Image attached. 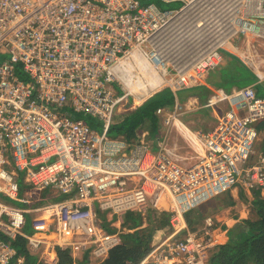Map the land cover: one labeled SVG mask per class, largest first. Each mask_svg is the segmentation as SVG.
I'll return each instance as SVG.
<instances>
[{
    "label": "built area",
    "instance_id": "2783aa9c",
    "mask_svg": "<svg viewBox=\"0 0 264 264\" xmlns=\"http://www.w3.org/2000/svg\"><path fill=\"white\" fill-rule=\"evenodd\" d=\"M143 1L0 0V264H26L18 237L37 264L66 249L70 264L101 263L120 238L100 216L119 227L149 210L168 225L140 264H208L221 226L186 216L236 186L264 191V149L251 162L264 97L216 89L198 108L207 125L192 129L174 96L205 86L241 42L264 43V0ZM164 90L174 103L155 112L163 136L111 134Z\"/></svg>",
    "mask_w": 264,
    "mask_h": 264
},
{
    "label": "trees",
    "instance_id": "16d2710c",
    "mask_svg": "<svg viewBox=\"0 0 264 264\" xmlns=\"http://www.w3.org/2000/svg\"><path fill=\"white\" fill-rule=\"evenodd\" d=\"M235 73L233 69L228 71V74L221 73V78H231L238 83L242 81L247 75L253 76L248 69ZM225 73V72H223ZM230 73V74H229ZM238 75L237 77H233ZM244 83L247 82L244 79ZM221 87L223 79H220ZM226 80L224 81V85ZM249 83V82H248ZM246 83V84H248ZM244 84V85H246ZM188 96H194L200 101L206 99L208 90L202 87H195L183 90ZM174 103V96L168 91L167 96H154L149 102L144 104L138 111L127 116L123 121L114 125L111 129L112 135H124L129 139H135V132L138 129L141 133L140 127L148 122L151 126L152 132L148 133V138H157L161 136V131L158 130V118L155 112L160 107H170ZM78 118V117H77ZM94 128L99 127L95 122L86 121ZM257 132L260 134L259 149H264V121H259L254 125ZM147 133V132H146ZM132 140V139H131ZM246 189L241 188V197L246 200L249 195L245 192ZM228 194V193H227ZM225 194V195H227ZM47 192L42 193V197H46ZM229 195V194H228ZM249 200L251 214L246 219H238L236 224L227 231V240L220 245L212 254L208 264H264V196L259 190L252 193ZM63 199V196L50 197L49 200L58 201ZM227 204H232V198L225 197ZM225 201V200H224ZM44 202V201H43ZM41 202V203H43ZM192 214L186 216V221L189 227H192ZM101 223L109 234H117L120 238V244L109 251L104 261L97 264H140L151 250V242L156 231L161 230L168 225V214L159 213L149 210L145 215L140 213H127L122 218L123 223L116 227L113 220H109L105 216H100ZM28 226L24 228V232H29ZM29 228V227H28ZM13 247L16 250L18 257H23L26 264H37L35 254H32L27 249L24 238L18 237L13 242ZM71 257L68 249L59 251L57 253V264H70Z\"/></svg>",
    "mask_w": 264,
    "mask_h": 264
},
{
    "label": "crops",
    "instance_id": "0c3cea01",
    "mask_svg": "<svg viewBox=\"0 0 264 264\" xmlns=\"http://www.w3.org/2000/svg\"><path fill=\"white\" fill-rule=\"evenodd\" d=\"M230 56H232L231 58L233 60H235L236 67L231 65L232 62H230V58L229 59L227 58V57H230ZM221 65H226V66L220 68ZM221 65L217 69L216 73L210 74V76L205 81L204 88L208 90V95H207L205 101L207 100V98L211 94V92L215 91L216 89L225 90V89H223V87L220 86L221 85L220 79H223V77L221 78V73L220 72H222V75L228 74L227 72L231 71V69H233L235 71V73H237V74L239 72L237 68L248 69V71L253 75L252 78L254 79V82H249L246 85H244V84L240 85L237 82V84H239V85H237V87H231L232 90L233 89H240V88L247 87V86H253L254 87L255 84H259V86H261L264 89V79H259L258 76H257V75L260 74V75H262L264 77V43H262V42L261 43H250V44L247 45L245 43V41L241 42V46L240 47L237 46V50H235V54L234 55H226V54L223 55V59H222ZM223 72H225V73L223 74ZM214 78L216 80H214ZM225 80L228 81V78H225L224 81ZM232 81H236V80L232 79ZM174 96H175L176 101L180 105L184 106V108L186 109L187 116L185 117V120L188 119L186 121L187 125L192 124V123L195 124V120L196 119L194 120V117L196 116V114L194 112H199L200 111L198 109L199 106L204 105L205 102L200 101L198 98H196L194 96L186 95L184 93V91L177 92V95L175 94ZM202 112H203L202 115L204 117L200 118V120L199 119L197 120L199 122L198 126H202L201 124H207V119L209 118V113L208 112H206L204 110H202ZM189 113H193V114L188 116ZM189 126H191V125H189ZM123 137L128 139L126 136H123ZM133 138H131V139H133ZM178 140H180V138L177 137L176 141H174V142L177 143ZM190 155H192L191 151H187L183 156H190ZM232 199H233L232 203H234L237 200V198H232ZM206 205L207 204H205L203 206H206ZM207 207H210V206H207ZM214 208H215L214 211L216 212V210H217L216 205L214 206ZM216 214H217V215H215L216 217H213V219H215L216 221L217 220L220 221L218 218L221 215H218L219 214L218 212ZM248 217L249 216L244 217V216H241L240 214H237V213L234 212L233 215H231V218L227 219L225 222H222V224H221L222 235L219 236V240L222 243L220 245L224 244L226 242V240H227L226 231L230 230L232 228V226L234 224H236L238 219H246ZM109 220H111V219H109ZM156 241H157L156 238L153 239L152 242H151V246Z\"/></svg>",
    "mask_w": 264,
    "mask_h": 264
},
{
    "label": "rangeland",
    "instance_id": "374dc122",
    "mask_svg": "<svg viewBox=\"0 0 264 264\" xmlns=\"http://www.w3.org/2000/svg\"><path fill=\"white\" fill-rule=\"evenodd\" d=\"M148 3H154V4H156V5H159L158 4V2H157V0H153L152 2L151 1H143L142 2V4H148ZM178 4H170V5H163V6H161V9H163V10H168V9H178ZM232 56H230V57H227L228 59L230 58V62H232L231 63V65H233V66H235L236 67V62H235V60H233L232 58H231ZM228 62V61H227ZM229 63V62H228ZM224 66H226V65H221V67L220 68H222V67H224ZM247 68V67H246ZM238 69V71H245V70H243V69H241V68H237ZM216 71H217V69H215V71L214 72H212V73H216ZM224 74V73H223ZM230 74V73H229ZM209 76H210V74H209ZM208 76V77H209ZM224 76V75H223ZM233 76V75H232ZM238 75H234L233 77H237ZM207 77V78H208ZM225 77V76H224ZM239 77V76H238ZM244 79H246L247 80V82L246 83H248V82H254V79L252 78V76L251 75H247ZM242 80V81H240L239 82V84L240 85H243V84H246V83H244V81L245 80ZM214 80H216L215 78H214ZM229 81V82H228ZM228 81H226V85H224V78H223V83H222V87H223V89H225L227 92H231L232 91V88L231 87H237V85H239V84H237V82L238 81H232L230 78H228ZM254 90L256 91V94H257V96L258 97H264V89L261 87V86H259V84H255L254 85ZM160 96H167L168 95V91H164V92H162L161 94H159ZM203 102H206L205 100H203ZM167 108V107H166ZM182 108H184V106L182 107ZM195 114H196V116L194 117V120H195V124L194 123H192V124H189V125H191L190 126V128H192V129H198V128H200V127H204V126H206L207 124H201L202 126H198L199 125V122L197 121L198 119L200 120V118H202V117H204L203 115H202V110H200L199 112H194ZM193 113H189L188 114V116H190V115H192ZM185 115H183V116H181V120H183V122L185 123V121H187L188 119H186L185 120V118H183ZM187 116V115H186ZM185 116V117H186ZM77 117L78 118H80V119H82V120H85V121H89V122H95L96 123V125H98L99 126V122L96 120V119H93V118H90L89 116H87L86 114H84V113H82V114H79V115H77ZM197 124V125H196ZM187 125V124H186ZM188 125V126H189ZM163 127V126H162ZM160 128L159 126H158V130H160L161 131V135H162V133H163V128ZM140 132H147V133H150V132H152V130H151V126H150V124L148 123V122H146V123H144L143 125H141V127H140ZM138 131V130H137ZM173 131L171 130L170 132H169V135H168V137H169V139H170V137L172 138V140L174 141V140H176V138L178 137V136H176L175 134H173L172 133ZM148 137V136H147ZM179 138V137H178ZM177 143H178V145L179 146H181L182 147V149H180L179 150V153L181 154V155H183V154H185L187 151H190L189 150V148L183 143V139L181 140V138H180V140H178L177 141ZM259 144H260V138H259V140L256 142V144H255V147H254V150L256 151V153L254 152L253 153V156H252V159H251V162H253V160L259 155V154H257L259 151H260V149H259ZM241 188H243V187H240V186H236L233 190H231L228 194L230 195V197L231 198H237V200L234 202V203H232L231 205L230 204H227V200H226V196H229L228 194L227 195H223L222 197H220V198H218V199H216V200H213V201H211V202H209L206 206H203V207H200L199 209H197L192 215H191V218H192V220H193V224H192V227L193 228H196V227H199L201 224H202V222H203V220H204V218H206V217H216L215 215H217L216 213L218 212L219 214L218 215H221V216H219V220L220 221H216V222H218V225H220V224H222V222H225L227 219H229V218H231V215H233V213L235 212V213H237V214H240L241 216H244V217H247V216H250V214H251V209H250V204H249V200H250V198L252 197L251 195H252V193L254 192V191H252V190H245V192H247L248 193V195L250 196L249 197V199L248 200H246L244 197H241L242 195H241V192H240V189ZM261 195H263L264 196V191L262 192L261 191ZM58 200L60 201V198L58 197ZM225 200V201H224ZM16 205H18L19 206V204H16ZM216 205V207H217V210H216V212L214 211L215 210V208H214V206ZM207 206H210V207H207ZM223 209V210H222ZM220 210V211H219ZM215 212V213H214ZM27 229H29L28 227H27ZM29 232H30V230H28ZM29 232H27V233H29ZM163 236V229H161V230H158V231H156V233L154 234V237H162Z\"/></svg>",
    "mask_w": 264,
    "mask_h": 264
},
{
    "label": "bare ground",
    "instance_id": "6f19581e",
    "mask_svg": "<svg viewBox=\"0 0 264 264\" xmlns=\"http://www.w3.org/2000/svg\"><path fill=\"white\" fill-rule=\"evenodd\" d=\"M144 133V132H143ZM164 133V132H163ZM163 133H162V135L161 136H163ZM173 134H175L176 136H178L179 138H181V140L183 139V136L182 135H180L179 133H177V132H175V131H173L172 132ZM148 135H146V137L145 138H147L148 139V137H147ZM168 141H173L172 140V138L170 137V139L168 138ZM174 141H176V140H174ZM173 141V142H174ZM191 154H192V152H191Z\"/></svg>",
    "mask_w": 264,
    "mask_h": 264
},
{
    "label": "clouds",
    "instance_id": "9594fccd",
    "mask_svg": "<svg viewBox=\"0 0 264 264\" xmlns=\"http://www.w3.org/2000/svg\"><path fill=\"white\" fill-rule=\"evenodd\" d=\"M164 91H166V90H164ZM164 91H160V92H158L157 94H155L156 96H158L159 94H161L162 92H164ZM154 95V96H155ZM161 108V107H160ZM140 109V108H139ZM138 109V110H139ZM136 112V111H135ZM134 112V113H135ZM158 126H159V124H158ZM138 130V129H137ZM136 130V132H135V139L137 138V134L139 133L138 131ZM260 138H261V136H260ZM130 141H131V139H129ZM133 140V139H132ZM193 214V213H192ZM215 220V219H214ZM216 221V220H215ZM220 226H221V224H220ZM226 237H227V231H226ZM37 258V257H36Z\"/></svg>",
    "mask_w": 264,
    "mask_h": 264
}]
</instances>
